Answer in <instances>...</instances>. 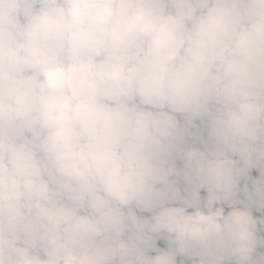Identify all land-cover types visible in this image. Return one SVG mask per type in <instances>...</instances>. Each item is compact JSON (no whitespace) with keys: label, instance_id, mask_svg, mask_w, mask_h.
Here are the masks:
<instances>
[{"label":"clouds","instance_id":"9594fccd","mask_svg":"<svg viewBox=\"0 0 264 264\" xmlns=\"http://www.w3.org/2000/svg\"><path fill=\"white\" fill-rule=\"evenodd\" d=\"M0 264H264V0H0Z\"/></svg>","mask_w":264,"mask_h":264}]
</instances>
